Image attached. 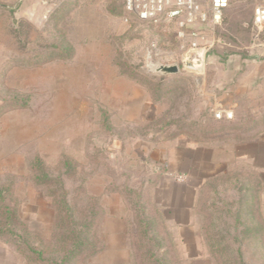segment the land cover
<instances>
[{
  "label": "rangeland",
  "instance_id": "rangeland-1",
  "mask_svg": "<svg viewBox=\"0 0 264 264\" xmlns=\"http://www.w3.org/2000/svg\"><path fill=\"white\" fill-rule=\"evenodd\" d=\"M259 1L228 0L197 70L185 67L189 48L174 24L125 22L123 0L0 3V264L60 263L91 221L86 247L64 264H143L123 185L141 189L151 207L174 195L176 203L187 186L217 174V198L229 202L238 199L234 183L255 185L243 257L264 264V27L252 26ZM158 65L179 72L161 76ZM175 232L174 264H210L196 233ZM29 246L43 251L42 262Z\"/></svg>",
  "mask_w": 264,
  "mask_h": 264
},
{
  "label": "trees",
  "instance_id": "trees-1",
  "mask_svg": "<svg viewBox=\"0 0 264 264\" xmlns=\"http://www.w3.org/2000/svg\"><path fill=\"white\" fill-rule=\"evenodd\" d=\"M223 121H226V119L224 118ZM220 123L215 121L212 129H215L216 125L220 126ZM174 124H176L175 121H169L166 125L170 126ZM159 128L158 130L161 131ZM222 179V174L209 177L195 192L192 210L200 219L198 237L207 250L206 259L210 264H231L229 262L233 263L232 256H237V264H244L243 247L251 232V229L245 223L248 221L249 224L253 223L255 185L246 181H242L239 184L234 183L233 186L235 187L238 199L235 202H229L217 198L219 190L214 184L222 181ZM210 184H213L215 187L212 186L209 189ZM122 189L126 196L131 197L129 199L131 207L136 213L135 222L139 233L137 232L134 235V246L140 251L138 256L143 261V264H174L173 256L170 254L174 241L168 238V236L170 237V232L167 229V216L154 204L153 200H151V207L143 204L144 199L141 189L133 190L127 183L123 185ZM207 189L211 191L210 195L207 193ZM62 204L64 205L63 201ZM66 205L65 213L68 214H66L65 220L71 224L72 212ZM2 208H4L5 214H7L9 207L3 206ZM249 215L250 219L248 218ZM6 223H8V216L6 217ZM91 223L85 224L87 232L90 229ZM85 230L82 233H76L73 237L75 239L74 243L69 245L65 255L60 260L61 262L57 263V261H53V264H64L70 257L78 254L84 245L86 247L88 235ZM161 233H165V236ZM28 248L29 252L35 257V260L39 262L43 261L42 250L30 246ZM131 252L134 258V251Z\"/></svg>",
  "mask_w": 264,
  "mask_h": 264
},
{
  "label": "built area",
  "instance_id": "built-area-1",
  "mask_svg": "<svg viewBox=\"0 0 264 264\" xmlns=\"http://www.w3.org/2000/svg\"><path fill=\"white\" fill-rule=\"evenodd\" d=\"M122 4L125 22L174 24L178 42L188 45L186 59H191L193 52L199 49L205 52L207 35L221 25L228 0H123ZM252 26L258 32L264 27V0L253 8ZM214 117L230 119L231 114L218 112Z\"/></svg>",
  "mask_w": 264,
  "mask_h": 264
},
{
  "label": "crops",
  "instance_id": "crops-1",
  "mask_svg": "<svg viewBox=\"0 0 264 264\" xmlns=\"http://www.w3.org/2000/svg\"><path fill=\"white\" fill-rule=\"evenodd\" d=\"M11 2L12 0H0L1 5H5V6L7 4H10ZM169 165L171 169L177 170L176 169L177 165L175 166V162L173 160L170 161ZM206 179L207 178L205 176L201 177L199 179L200 181H198L197 184H194L192 186H187L186 190H189V195H187L188 197L187 196L184 197L183 194L182 196L178 195L176 203H175V195L174 197L171 196L168 199V202H165L164 204H160V202L157 201L155 203L158 207H161L160 209L167 216L168 230L170 233H176L175 231L177 230H180L179 233L192 232L190 229L193 228L192 233H196V238L198 239L200 244H203L198 237L200 219L198 216L194 214L192 210V202L195 192ZM176 184L178 185L180 183H176ZM184 184L185 183H182L180 185L185 186ZM158 185L159 186L157 188H160L161 184ZM203 253L205 254L204 256L206 258L207 257L206 251L204 250Z\"/></svg>",
  "mask_w": 264,
  "mask_h": 264
},
{
  "label": "water",
  "instance_id": "water-1",
  "mask_svg": "<svg viewBox=\"0 0 264 264\" xmlns=\"http://www.w3.org/2000/svg\"><path fill=\"white\" fill-rule=\"evenodd\" d=\"M205 60V52L199 49L193 52L191 59L184 60V65L188 69L197 70L201 69ZM156 72L161 76L176 75L179 72V68L176 65H158Z\"/></svg>",
  "mask_w": 264,
  "mask_h": 264
}]
</instances>
